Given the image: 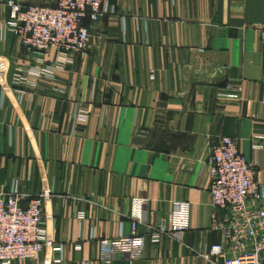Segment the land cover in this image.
<instances>
[{
	"label": "crops",
	"instance_id": "crops-1",
	"mask_svg": "<svg viewBox=\"0 0 264 264\" xmlns=\"http://www.w3.org/2000/svg\"><path fill=\"white\" fill-rule=\"evenodd\" d=\"M55 5V0H13ZM0 0V196L45 194L52 244L11 264H219L210 147L235 138L264 185V0H106L86 51H27ZM38 73L40 75L38 76ZM153 73L154 78H151ZM188 204V230L100 259ZM1 264V263H0Z\"/></svg>",
	"mask_w": 264,
	"mask_h": 264
},
{
	"label": "built area",
	"instance_id": "built-area-1",
	"mask_svg": "<svg viewBox=\"0 0 264 264\" xmlns=\"http://www.w3.org/2000/svg\"><path fill=\"white\" fill-rule=\"evenodd\" d=\"M106 0H55V5H20L9 0L8 24L27 51L46 52L55 48L62 53L84 52L91 32L85 20L96 22L103 14ZM40 73H38V76ZM151 78H154L153 73ZM214 207L223 216L213 217L214 227L221 230L227 244H213L201 254L219 264H264V185L257 179V169L238 148L235 138L223 136L212 143L208 158ZM45 194L29 198L18 190L0 196V263L38 260L49 240L44 223ZM144 200H137L131 215L129 236L100 241L99 256L112 262L117 253L136 259L141 256L146 238L153 242L163 236L188 230V204L179 206L170 222L148 223V234L140 235ZM52 247L61 251V246Z\"/></svg>",
	"mask_w": 264,
	"mask_h": 264
}]
</instances>
